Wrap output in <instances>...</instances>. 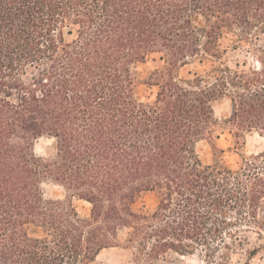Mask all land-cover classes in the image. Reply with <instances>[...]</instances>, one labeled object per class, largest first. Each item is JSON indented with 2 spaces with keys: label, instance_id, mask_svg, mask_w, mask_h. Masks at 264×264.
<instances>
[{
  "label": "trees",
  "instance_id": "obj_1",
  "mask_svg": "<svg viewBox=\"0 0 264 264\" xmlns=\"http://www.w3.org/2000/svg\"><path fill=\"white\" fill-rule=\"evenodd\" d=\"M263 33L264 0H0V264H98L111 247L135 264H250L264 248V147L227 165L215 103L230 99L238 143L264 140ZM243 41L256 63L230 64ZM153 54L165 63L141 81ZM195 60L213 65L181 76ZM47 181L65 198L46 197ZM145 191L153 211L133 207Z\"/></svg>",
  "mask_w": 264,
  "mask_h": 264
},
{
  "label": "rangeland",
  "instance_id": "obj_2",
  "mask_svg": "<svg viewBox=\"0 0 264 264\" xmlns=\"http://www.w3.org/2000/svg\"><path fill=\"white\" fill-rule=\"evenodd\" d=\"M232 38V39H231ZM235 38L229 36L227 41L231 44L235 43ZM259 44L264 46V33L260 35ZM230 44V45H231ZM226 59L230 64H234L237 60L243 62L247 59L249 63H256L255 51L247 42H241L238 49H230L226 55ZM159 54L151 55L147 61L137 64V71L141 81L148 79L151 72L164 65ZM213 65V62L206 60L200 62L195 60L180 70L181 76L189 75V72H204L209 70ZM137 95L143 100H152L155 98L157 87L150 86L145 83H139L137 85ZM216 117L220 120V125L217 126V133L219 138L216 140L217 144L225 149L224 161L232 168H238L241 165L242 159L239 155L240 152L250 155L258 152L264 147V140L257 133H248L243 143H238V139L231 132L230 128L224 124V118L228 117L231 113V101L228 97L222 98L215 103ZM198 152L204 162L213 161V153L211 144L207 140H202L197 145ZM35 151L38 154L49 156L54 153V141L52 138L43 136L36 140ZM45 196L48 198H65L66 190L63 186L54 183L53 181H47L43 184ZM159 197L154 191H145L133 204L136 210L153 211L158 205ZM74 203L77 209L84 215L90 212V203L83 200L75 199ZM123 235L125 233H122ZM251 240H254V234ZM251 245H246L250 247ZM98 264H135L134 251L125 247H111L101 251L97 258ZM157 264H205L203 260L197 256L179 257L175 254L168 255V261H159ZM232 264H244V255H236ZM250 264H264V248L260 250L258 255L251 259Z\"/></svg>",
  "mask_w": 264,
  "mask_h": 264
}]
</instances>
